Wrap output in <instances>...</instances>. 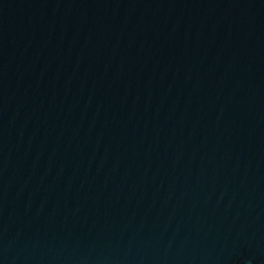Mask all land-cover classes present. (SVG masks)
I'll return each mask as SVG.
<instances>
[{
	"label": "water",
	"instance_id": "obj_1",
	"mask_svg": "<svg viewBox=\"0 0 264 264\" xmlns=\"http://www.w3.org/2000/svg\"><path fill=\"white\" fill-rule=\"evenodd\" d=\"M0 264H264V0H0Z\"/></svg>",
	"mask_w": 264,
	"mask_h": 264
}]
</instances>
